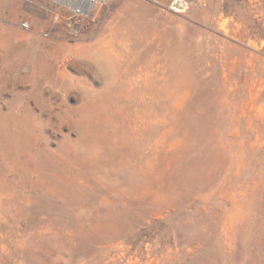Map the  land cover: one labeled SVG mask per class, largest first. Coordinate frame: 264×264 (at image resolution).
<instances>
[{"label":"rangeland","instance_id":"rangeland-1","mask_svg":"<svg viewBox=\"0 0 264 264\" xmlns=\"http://www.w3.org/2000/svg\"><path fill=\"white\" fill-rule=\"evenodd\" d=\"M76 21L0 0V264H264V0Z\"/></svg>","mask_w":264,"mask_h":264},{"label":"built area","instance_id":"built-area-1","mask_svg":"<svg viewBox=\"0 0 264 264\" xmlns=\"http://www.w3.org/2000/svg\"><path fill=\"white\" fill-rule=\"evenodd\" d=\"M56 7L68 12L74 18H77V23H80L82 18L89 16L98 6L104 5L107 0H52ZM28 27V24H24Z\"/></svg>","mask_w":264,"mask_h":264}]
</instances>
